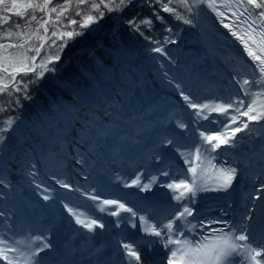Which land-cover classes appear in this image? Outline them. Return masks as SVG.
Returning a JSON list of instances; mask_svg holds the SVG:
<instances>
[{"label":"snow or ice","instance_id":"6c2138e0","mask_svg":"<svg viewBox=\"0 0 264 264\" xmlns=\"http://www.w3.org/2000/svg\"><path fill=\"white\" fill-rule=\"evenodd\" d=\"M109 19L143 43L175 99L145 102L128 47L100 44L107 59L92 49L91 70L64 63ZM209 19L242 45L223 73L202 71L207 54L181 64L168 48L185 31L205 42ZM49 79L68 99L26 116ZM0 116V264H157L161 249L160 264H264V0H0ZM157 186L167 200H149ZM104 213L121 233L97 246ZM65 219L79 229L58 248Z\"/></svg>","mask_w":264,"mask_h":264},{"label":"trees","instance_id":"16d2710c","mask_svg":"<svg viewBox=\"0 0 264 264\" xmlns=\"http://www.w3.org/2000/svg\"><path fill=\"white\" fill-rule=\"evenodd\" d=\"M162 39L163 37H159ZM223 38H219L210 29L206 32V41L201 42L197 33L192 31H185L184 39L176 46L168 45L169 50L173 56L179 58L181 64H191L194 59L205 57L207 59L201 66L202 71L212 72L214 69H219L221 73L224 71L223 57L231 55L227 46H225ZM206 43V47H205ZM103 44L105 48H124L128 47L131 52L126 58V63H131L137 70V75L142 76L145 81L148 97L147 102H160L165 103V98L175 99L171 90L166 87V82L162 81V72L159 70V65L155 63L152 56L147 54L143 49V43L137 41L135 37L129 35V32L123 26L117 25L115 21L109 19L103 26L95 32H89L84 38H78L76 41L70 43L66 49L63 59L64 63L71 61L70 67L76 69L78 66L91 70L92 60L90 59V51L94 48L97 50V57L99 60L104 61L107 57L103 49L98 46ZM215 53V55H213ZM109 63H111L109 61ZM179 69H173L170 74L179 72ZM68 72L65 71L61 74V79L65 78ZM221 83L222 88H226L227 84L223 77H217ZM85 78L82 76L78 83L83 84ZM213 82H216L215 80ZM224 82V83H223ZM33 96L35 100L32 104L26 105L27 111L25 115H35L40 107H46L50 101L56 100L58 96H63L65 100L68 99L67 93H61L53 87L51 79L46 80L39 88L34 87ZM3 116H0V120ZM3 162L4 157L1 155ZM44 171L42 167V172ZM20 179V177H18ZM2 228V223H0Z\"/></svg>","mask_w":264,"mask_h":264},{"label":"bare ground","instance_id":"6f19581e","mask_svg":"<svg viewBox=\"0 0 264 264\" xmlns=\"http://www.w3.org/2000/svg\"><path fill=\"white\" fill-rule=\"evenodd\" d=\"M206 24H208V25H211L212 27L211 28H213L216 32H218V33H220V34H226V33H224V31L226 30V29H224L223 28V25H221V24H219V21L218 20H215L214 22L211 20V19H209V20H207L206 21ZM232 40V39H231ZM233 41V40H232ZM233 43V47H232V49H233V52H234V54L235 55H241L242 53H241V50L239 49V47L237 46V44H236V42H232ZM244 55V54H243ZM155 189H159L158 188V186H157V188H155ZM161 192H164V193H166V190H160ZM120 194H121V192H120ZM135 195L136 193L135 192H133V193H128V198H129V196H131V195ZM70 229H73V227H69L68 228V231H70Z\"/></svg>","mask_w":264,"mask_h":264},{"label":"rangeland","instance_id":"374dc122","mask_svg":"<svg viewBox=\"0 0 264 264\" xmlns=\"http://www.w3.org/2000/svg\"><path fill=\"white\" fill-rule=\"evenodd\" d=\"M210 29H212V32L214 33V34H216V32L213 30V28H210ZM224 33H225V31H224ZM224 35V34H223ZM222 37V36H221ZM223 39L225 40L224 41V43H225V46H227V49H230L231 51L233 50L232 49V47H233V41L231 40V37L229 36V37H223ZM0 164H2V159H1V157H0ZM70 172H71V169H69V168H67L66 169V173L65 174H67L68 176H70L71 177V175H72V177H71V179H72V181H73V183H75L76 182V180L78 179L74 174H70ZM16 178V177H15ZM80 182L81 183H83V180H82V178H80ZM43 211H45L46 213H48V214H53L52 213V210L51 211H49L47 208L46 209H43Z\"/></svg>","mask_w":264,"mask_h":264}]
</instances>
